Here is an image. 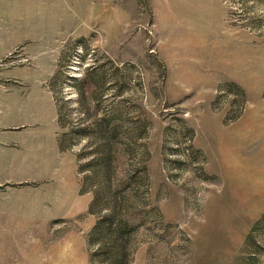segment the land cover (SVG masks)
Wrapping results in <instances>:
<instances>
[{
  "label": "rangeland",
  "instance_id": "1",
  "mask_svg": "<svg viewBox=\"0 0 264 264\" xmlns=\"http://www.w3.org/2000/svg\"><path fill=\"white\" fill-rule=\"evenodd\" d=\"M0 264H264V0H0Z\"/></svg>",
  "mask_w": 264,
  "mask_h": 264
}]
</instances>
